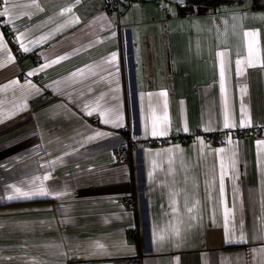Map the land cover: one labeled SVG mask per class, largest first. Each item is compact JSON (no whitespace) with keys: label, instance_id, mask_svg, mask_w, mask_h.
<instances>
[{"label":"crops","instance_id":"crops-1","mask_svg":"<svg viewBox=\"0 0 264 264\" xmlns=\"http://www.w3.org/2000/svg\"><path fill=\"white\" fill-rule=\"evenodd\" d=\"M120 2L11 0L0 18V264H264V8ZM126 132L141 150L119 163Z\"/></svg>","mask_w":264,"mask_h":264},{"label":"built area","instance_id":"built-area-1","mask_svg":"<svg viewBox=\"0 0 264 264\" xmlns=\"http://www.w3.org/2000/svg\"><path fill=\"white\" fill-rule=\"evenodd\" d=\"M136 1H143V0H128L129 3L136 2ZM120 0H104V9L108 13L118 15L120 12ZM3 8V5L0 4V10ZM4 33L7 36V41L10 47L12 48V52L16 60H20L24 57L25 53L16 46V37L14 29L10 28L8 25L3 23ZM48 48V47H46ZM35 63L40 61V57L36 54L34 55ZM97 122L98 120H94ZM241 135H248L249 131H242L240 132ZM239 133V135H240ZM254 137L258 140H262L264 138V129L259 128L252 131ZM199 134H192V135H183V136H169L167 138H155L148 140L149 146H157V145H186L192 140H195ZM240 135V136H241ZM204 137L207 140H210L216 147L224 148L228 145V142L223 139L221 133L216 134H204ZM141 150L139 147V139L129 133L126 132V137L122 141V143L114 150V155L117 158L119 163L129 162L131 158L133 159L134 153H137ZM118 204L125 205L126 208L131 207L134 204V199L132 197L126 199H119L115 201ZM129 264H139V261L135 258L130 260Z\"/></svg>","mask_w":264,"mask_h":264},{"label":"snow or ice","instance_id":"snow-or-ice-1","mask_svg":"<svg viewBox=\"0 0 264 264\" xmlns=\"http://www.w3.org/2000/svg\"><path fill=\"white\" fill-rule=\"evenodd\" d=\"M10 3H11V0H0V4L4 5L3 10L0 11V18L10 15V11H11V8L9 7ZM37 7H39V6L37 5ZM65 11H71V9H66ZM245 35L248 36V35H255V34L254 33H247L246 32ZM17 39H19V37H17ZM40 39L41 40H44V39H46V37H41ZM2 42H3V37H2V33H0V44H2ZM21 47L23 48L24 51H29V48L26 47V46H24L23 44H21ZM252 48H253V46L251 44H249V49H248L249 56L252 55ZM63 58L64 57H60L59 59H63ZM59 59L58 60H55V61H52V63H58L59 62ZM112 59L115 60V56H113ZM236 63H237V65H240L241 64V61L240 60H237ZM248 63L251 64V60H249ZM46 66L47 65H45L44 67H46ZM41 70H43V68H41ZM79 73L80 74H83V70H79ZM34 74L35 73H33V72H29L28 73L29 76L34 75ZM73 75H76V74H73ZM223 78H224V72H223V66H222V68H221V86L222 87H223ZM15 83H17V82L16 81H13L12 82V84H15ZM9 86H11V85H7L6 87H9ZM31 87H34V86H31ZM36 91L38 92L39 89H36ZM161 95H166V93H161ZM87 114L88 115H91L92 112H88ZM101 115L102 116L104 115L103 112H101ZM164 119L166 120V117H164ZM102 122L103 123H109V120L108 119H104ZM117 126H119V125H117ZM232 126L233 125L229 124L227 122V120L225 121V124H224V127L225 128H229V127H232ZM184 130L187 131V128H185ZM167 132H168L167 126H165L162 129L158 130L157 127H156V122H155V120H153V126H152L151 135H153V136H164V135H167ZM96 135L97 136H102L104 134L103 133H100V132H97ZM259 143L262 144V145H264V141H261ZM167 151L171 152L172 149H168ZM218 151L223 152L224 149H219ZM168 163L171 166L172 161L169 160ZM234 163H235V161H233V166H234ZM221 166L223 168V163H222ZM45 179H47V177H45ZM15 191L17 193H19L21 196H24V197H28L29 196V193H27V192H20V189L19 188L15 189ZM221 192H223V175H221ZM32 195H49V192L43 186H41L40 189H39V191L38 192H35V193H32ZM13 198L14 197H12V196L9 197V199H13ZM175 203H176V201L173 200V205H175ZM173 210L175 211V208H173ZM188 210L191 211V208H189ZM178 234H179V231L177 230L176 231V235H178ZM159 239H163V236H160ZM242 241H243V237H241V242ZM95 247L98 248V249H103L104 246L102 244H97Z\"/></svg>","mask_w":264,"mask_h":264},{"label":"trees","instance_id":"trees-1","mask_svg":"<svg viewBox=\"0 0 264 264\" xmlns=\"http://www.w3.org/2000/svg\"><path fill=\"white\" fill-rule=\"evenodd\" d=\"M229 4L225 0H185V5L181 9V15L183 17L189 15H200L204 16L217 9L222 4Z\"/></svg>","mask_w":264,"mask_h":264},{"label":"water","instance_id":"water-1","mask_svg":"<svg viewBox=\"0 0 264 264\" xmlns=\"http://www.w3.org/2000/svg\"><path fill=\"white\" fill-rule=\"evenodd\" d=\"M215 1H217V0H212V2H215ZM227 3H238V2H240V3H245V2H247L248 0H225ZM259 7H262V8H264V0H259Z\"/></svg>","mask_w":264,"mask_h":264},{"label":"rangeland","instance_id":"rangeland-1","mask_svg":"<svg viewBox=\"0 0 264 264\" xmlns=\"http://www.w3.org/2000/svg\"><path fill=\"white\" fill-rule=\"evenodd\" d=\"M249 2H250V1H249ZM229 4H230V3H229ZM226 5H228V4L224 3V4L220 5L219 7H225Z\"/></svg>","mask_w":264,"mask_h":264}]
</instances>
